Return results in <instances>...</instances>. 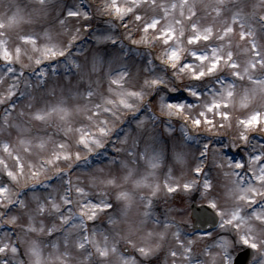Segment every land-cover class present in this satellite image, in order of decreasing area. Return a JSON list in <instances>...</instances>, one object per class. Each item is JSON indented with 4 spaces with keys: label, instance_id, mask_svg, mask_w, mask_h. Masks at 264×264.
Wrapping results in <instances>:
<instances>
[{
    "label": "rangeland",
    "instance_id": "rangeland-1",
    "mask_svg": "<svg viewBox=\"0 0 264 264\" xmlns=\"http://www.w3.org/2000/svg\"><path fill=\"white\" fill-rule=\"evenodd\" d=\"M245 245L264 264V0H0V264Z\"/></svg>",
    "mask_w": 264,
    "mask_h": 264
},
{
    "label": "water",
    "instance_id": "water-1",
    "mask_svg": "<svg viewBox=\"0 0 264 264\" xmlns=\"http://www.w3.org/2000/svg\"><path fill=\"white\" fill-rule=\"evenodd\" d=\"M189 208L193 228L207 230L212 228L216 224V214L209 205L191 202ZM126 249L127 248H125V250ZM241 253H243V255H241ZM251 254L252 249L249 247H245L244 249L238 251L234 256V258L238 257V259H236V264H247Z\"/></svg>",
    "mask_w": 264,
    "mask_h": 264
},
{
    "label": "snow or ice",
    "instance_id": "snow-or-ice-1",
    "mask_svg": "<svg viewBox=\"0 0 264 264\" xmlns=\"http://www.w3.org/2000/svg\"><path fill=\"white\" fill-rule=\"evenodd\" d=\"M70 15H75V13H69ZM61 55H63V53H61ZM205 147H207V146H205ZM236 167L237 168H240V167H242V164H240V163H237L236 164ZM195 173L197 174V175H199V174H201V169L200 168H196L195 170ZM185 187L187 188V185H185ZM171 191H175V189H171ZM241 255H243V253H241ZM236 259H238V257L237 258H234L233 259V264H236Z\"/></svg>",
    "mask_w": 264,
    "mask_h": 264
},
{
    "label": "flooded vegetation",
    "instance_id": "flooded-vegetation-1",
    "mask_svg": "<svg viewBox=\"0 0 264 264\" xmlns=\"http://www.w3.org/2000/svg\"><path fill=\"white\" fill-rule=\"evenodd\" d=\"M253 254H254V250H253V253H252L251 257H250L249 260H248V264L250 263V261H251V263H252Z\"/></svg>",
    "mask_w": 264,
    "mask_h": 264
}]
</instances>
